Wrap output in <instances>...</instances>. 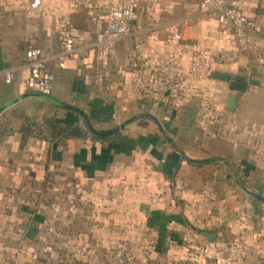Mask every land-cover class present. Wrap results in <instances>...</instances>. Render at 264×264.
<instances>
[{
  "label": "crops",
  "instance_id": "0c3cea01",
  "mask_svg": "<svg viewBox=\"0 0 264 264\" xmlns=\"http://www.w3.org/2000/svg\"><path fill=\"white\" fill-rule=\"evenodd\" d=\"M0 0V259L28 264H201L238 239L244 264H264V8L241 0L261 27L250 47L215 70L248 90L192 80L200 51L235 48L231 27L197 20L202 0H137L132 33L104 67L95 49L50 68L54 91L29 89L26 51L54 55L62 32L95 40L112 5L132 0ZM182 35L180 39L175 34ZM235 95L234 110L227 108ZM115 129L117 141L94 137ZM54 117L85 135L24 137ZM215 232L211 242L203 233Z\"/></svg>",
  "mask_w": 264,
  "mask_h": 264
},
{
  "label": "built area",
  "instance_id": "2783aa9c",
  "mask_svg": "<svg viewBox=\"0 0 264 264\" xmlns=\"http://www.w3.org/2000/svg\"><path fill=\"white\" fill-rule=\"evenodd\" d=\"M41 0H33V8L41 5ZM241 0H202L199 4L197 20L205 16H214L219 24L225 28L231 27L235 36V48L230 54L224 51L212 52L208 50L197 53L191 63L189 78L192 80L211 77L215 71V64H223L229 58L238 57L250 47L249 28L259 30L255 22L249 18L242 9ZM264 8V0H261ZM139 3L132 0L125 5H112L106 16L105 25L97 32L95 40L88 44L79 45L76 35L70 29L62 32V49L54 55L45 54L37 47L26 51L29 74L25 85L43 95H51L55 86V75L50 68L54 60L59 66H64L66 61L74 56L85 57L90 50L95 49L104 67L110 65V53L115 43L132 33V24L139 18ZM175 37L180 39L181 34ZM0 74L5 77L6 83L14 80V70L3 67L0 61ZM245 249L238 239L230 240L227 245L214 250L210 257L201 264H244ZM0 264H28L17 261L0 259Z\"/></svg>",
  "mask_w": 264,
  "mask_h": 264
},
{
  "label": "trees",
  "instance_id": "16d2710c",
  "mask_svg": "<svg viewBox=\"0 0 264 264\" xmlns=\"http://www.w3.org/2000/svg\"><path fill=\"white\" fill-rule=\"evenodd\" d=\"M27 122L22 126L24 137L33 134L46 140H58L70 136L83 137L85 135V131L80 125L64 124L54 117H46L42 123H35L31 120ZM93 134L95 138L104 141H117L120 136L119 132H113L106 136H101L96 133Z\"/></svg>",
  "mask_w": 264,
  "mask_h": 264
},
{
  "label": "water",
  "instance_id": "95a60500",
  "mask_svg": "<svg viewBox=\"0 0 264 264\" xmlns=\"http://www.w3.org/2000/svg\"><path fill=\"white\" fill-rule=\"evenodd\" d=\"M211 77L228 81L229 85H230V88L233 91H236V92H239V93H245L248 90V81H247L248 79L245 80V81L239 80L238 76L235 75V74H231V73H228V72L215 70V71H213ZM236 104H237L236 96L235 95H231L229 97V102H228L227 108L229 110H234L235 107H236ZM78 110L84 115V119H85L89 129L93 133H96V134L101 135V136H106V135L111 134V133H113L115 131H118L120 128H123V125H120L119 127L115 128V129L97 130L91 125V123L89 121V118L85 114V112L82 111L81 109H78ZM203 234L205 236H207L208 240L211 241V242L216 240V233L215 232L205 231Z\"/></svg>",
  "mask_w": 264,
  "mask_h": 264
},
{
  "label": "rangeland",
  "instance_id": "374dc122",
  "mask_svg": "<svg viewBox=\"0 0 264 264\" xmlns=\"http://www.w3.org/2000/svg\"><path fill=\"white\" fill-rule=\"evenodd\" d=\"M24 123H28V122L26 121V122H24Z\"/></svg>",
  "mask_w": 264,
  "mask_h": 264
}]
</instances>
